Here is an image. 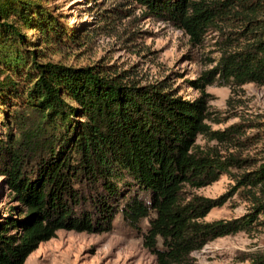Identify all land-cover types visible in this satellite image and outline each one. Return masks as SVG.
Here are the masks:
<instances>
[{
  "label": "trees",
  "instance_id": "trees-1",
  "mask_svg": "<svg viewBox=\"0 0 264 264\" xmlns=\"http://www.w3.org/2000/svg\"><path fill=\"white\" fill-rule=\"evenodd\" d=\"M49 1L0 0V176L18 203L0 209V264H25L61 230L109 232L117 214L139 229L155 213L144 246L158 264H194L208 243L256 226V214L206 222L222 202L182 197L223 169L196 145L211 134L207 101L99 62L49 60L50 49L78 43ZM131 1L193 43L219 34L221 57L199 88L217 76L234 87L264 86V0Z\"/></svg>",
  "mask_w": 264,
  "mask_h": 264
},
{
  "label": "rangeland",
  "instance_id": "rangeland-1",
  "mask_svg": "<svg viewBox=\"0 0 264 264\" xmlns=\"http://www.w3.org/2000/svg\"><path fill=\"white\" fill-rule=\"evenodd\" d=\"M49 6L63 14L65 24L78 34L76 46L50 49L49 60L73 66L99 62L128 72L140 84L165 83L185 100L207 101L211 134L199 136L196 145L223 169L218 181L200 189L187 186L182 197L185 202L194 197L222 202L206 222L256 214L259 223L208 243L192 254L194 264H250L264 256V213L256 202H264V86L234 87L217 76L212 85L199 88L197 84L221 57L219 34L210 31L201 44L193 43L173 22L152 16L131 0H50ZM257 176L261 178L256 180ZM9 194L0 176V209L18 207ZM155 217L151 213L139 229L117 214L109 232L58 231L25 264H158L144 246Z\"/></svg>",
  "mask_w": 264,
  "mask_h": 264
}]
</instances>
